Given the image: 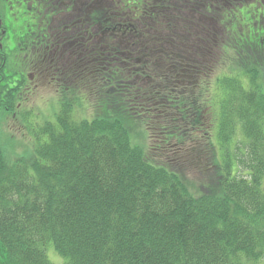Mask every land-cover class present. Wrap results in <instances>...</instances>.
<instances>
[{
  "label": "trees",
  "instance_id": "1",
  "mask_svg": "<svg viewBox=\"0 0 264 264\" xmlns=\"http://www.w3.org/2000/svg\"><path fill=\"white\" fill-rule=\"evenodd\" d=\"M47 1L37 3L36 11L53 6ZM70 1V13L58 8L53 21H76L72 28L102 45L89 53V62L66 64L62 47L69 28L60 30L53 50L44 29L34 36L66 70L56 78L64 85L62 106L54 121L34 132L33 160L27 157L33 151L14 156L8 147L16 158L10 160L0 138V264H57L50 247L59 264H264V28L257 29L264 26V0H229L240 17L259 14V21L238 24L234 32L236 17L228 13L218 33L198 29L208 38L192 30L185 35L179 14L188 5L207 12L218 3L226 14L224 0H146L155 3L153 9L145 0H136L138 7L132 0ZM162 16L176 30L158 31ZM17 24L9 29L13 38L29 22ZM216 47H223L230 62L243 55L240 67L232 62L226 71L244 73L246 90L227 75L213 89L207 77ZM4 57L0 49V122L17 118L21 96L30 100L19 86L7 88ZM45 68L51 84L54 67ZM73 79L91 81V99ZM189 83L196 85L189 86L194 92L185 87ZM207 84L218 92L219 108L209 112V93L202 91ZM78 95L90 101L91 119L74 116L72 99ZM138 119L147 137L135 144L129 122ZM202 135L211 142L212 182L192 180L185 170L192 162L180 164L172 156L187 140L201 142Z\"/></svg>",
  "mask_w": 264,
  "mask_h": 264
},
{
  "label": "rangeland",
  "instance_id": "2",
  "mask_svg": "<svg viewBox=\"0 0 264 264\" xmlns=\"http://www.w3.org/2000/svg\"><path fill=\"white\" fill-rule=\"evenodd\" d=\"M225 1V0H224ZM156 2V1H155ZM226 2V1H225ZM7 3L9 4L10 1L7 0ZM228 3V1H227ZM8 4L4 3V0H0V8L3 9L5 7H8ZM155 4V3H154ZM154 4L152 3L149 5V2H146L144 5L146 8H152L154 7ZM189 4V3H187ZM217 4V3H216ZM232 6H228L226 14H224V10H220V8H224V6L221 5V3H218V5L212 10V11H203L202 9H198L196 7H192V5H188L185 9H182L184 13H180V19L185 18L184 22H182V26L184 32L187 35V31H194L195 33H199L202 37L208 38L210 35L206 36L202 34L200 31H205L208 33V31H214L215 33H218L219 29H224L227 23L229 22L228 19V13L232 14L234 17H236L232 21V28L235 32V29L237 28L238 24H243V27H246L249 25V23L253 20L259 21V14H257V18H253V15L250 17H247V15L240 17V11H238L236 8H232L233 6L236 7L237 3H231ZM10 6V5H9ZM83 7V5H82ZM51 11V8L46 9L44 12H37V19L36 21L42 22L44 19L48 21L50 18L47 17V12ZM30 14L33 15L34 12L31 9ZM208 14V15H207ZM220 14V15H219ZM161 22L165 21L167 16H162ZM210 19L214 20V22H211ZM27 18L20 19V24L27 21ZM179 19V21H180ZM43 25V23H41ZM41 25H37V27H34L35 29V36L40 33L41 30H43V27ZM177 25H180V23H177ZM197 25V26H196ZM160 28L158 31L163 32L167 26H170L167 28L168 31L176 30L174 27V24H169V22H163L162 25H159ZM264 28V26L261 24L257 27V29ZM145 28H143L144 30ZM198 29L200 31H198ZM29 30V29H28ZM33 32V29H32ZM34 33V32H33ZM164 35L163 33H160ZM236 34V33H235ZM260 34V33H259ZM257 34V35H259ZM240 35V34H238ZM31 37L33 38L34 35L32 34ZM149 37V36H148ZM184 38V37H183ZM200 38V37H197ZM185 39V38H184ZM226 40V39H225ZM139 44V43H135ZM221 47V44L219 45ZM220 47H216V50L213 52V59L216 61V64L211 63V78H214L217 74L220 76H225L226 70H228L232 66V62H235L236 64H233V66L240 67L241 59L243 58V55L238 54L237 58H232L230 60L228 59L227 53L222 50ZM213 50V49H212ZM234 57V56H233ZM74 61H80L81 58L72 57ZM41 59L43 60V72L41 73V76H33L29 80L28 88L31 93L34 92L33 95H29L28 98L26 97V100L30 98L29 102H26L22 96L20 97V102L23 104L20 105L19 111L15 110V114L17 113V118L13 117H3L1 119L0 124L2 125V128L0 126V138L3 146H5L7 152V157L12 160L16 159L13 156H10L8 154V147H12L10 151L16 152L13 155L16 156L17 152H23L24 149H29L30 152L33 151L32 156H27L29 160H33L35 156V143H36V134L34 132H39L42 125L45 124L46 121H54L56 114L59 113V110L62 106L60 97H61V91L64 87V85L56 78L63 77V72L60 71V73L54 75V71L61 68L60 65L55 64V60L53 61L52 57L49 55L41 56ZM51 61V62H50ZM50 62V63H49ZM54 67L53 69H50V72L53 73L52 77L55 78L54 82L49 84L45 77L46 74V68L45 67ZM19 68V67H18ZM17 65L12 62L10 64L9 71H15L18 70ZM84 70H87L85 66L82 67ZM63 70V69H62ZM240 82L243 83L246 90L249 85L246 80L245 74H237L235 75ZM234 75H232V78H236ZM46 79V80H45ZM24 80V76L20 75L19 77L17 75L10 76L6 82H10L11 86L18 85L19 81ZM74 84L78 86L79 89L83 90L86 94L88 99H91L90 93L92 92L94 95V92L91 91L90 83L91 81H83L80 83H77V79H73ZM59 88V90H57ZM189 90H193V88H189ZM91 91V92H90ZM209 93V92H205ZM26 94V93H23ZM211 98L214 100V103L217 101L218 92L214 93V91H210ZM208 94V95H210ZM85 95H78L74 96L72 99V103L75 107H73L74 116L79 120L84 119H91L93 117L94 110L92 109L91 105H89L88 99ZM213 103V101H212ZM89 108V109H88ZM136 112L140 113L139 115L142 116V119L147 120V124H151V119L147 118V114L143 112V110H137ZM9 116V115H8ZM12 116V115H11ZM130 130L132 132V140L136 144L138 141H146L145 138L147 137V129H144L145 125L143 124V121L138 120H130ZM213 127V126H212ZM32 134H31V132ZM210 139L209 137H206L205 135H202L201 142L196 139L187 140L185 142L186 148H181L180 150L176 151V153L172 154L174 156L175 160H177L180 164H186L188 162H192L189 166L185 168L188 175L192 178V180H196L198 182H201L203 180H207L209 182L214 181L215 179V167H213L214 158L210 155ZM141 146H143L140 143ZM204 150V151H203ZM218 151V150H217ZM204 152V154H202ZM34 155V156H33ZM158 161H162V157L155 156ZM48 251H52L54 253H51L50 257L55 263L59 264L57 261H59V255L53 250L52 247L49 248ZM55 259V260H54Z\"/></svg>",
  "mask_w": 264,
  "mask_h": 264
},
{
  "label": "flooded vegetation",
  "instance_id": "3",
  "mask_svg": "<svg viewBox=\"0 0 264 264\" xmlns=\"http://www.w3.org/2000/svg\"><path fill=\"white\" fill-rule=\"evenodd\" d=\"M10 3H7V0H4L5 4H8V7L3 6V13H4V18H5V23L0 21V49L2 50V53L5 55V61L7 63L8 68L10 69V64L14 62L17 65L18 70L15 71H9L7 70V77L8 76H13L17 75L18 77L20 75H23L24 78H31L33 76H41V68H42V63L43 60L41 59V56H46L48 55L46 50L48 48L46 47H40V44L37 43L33 39L31 41H27V37H25L28 33V37L31 36L32 34L35 36V29L34 27H37L38 21H36L37 17V3H42V0H9ZM54 1L53 6L48 5V8H51V11L47 12V17L49 16L51 19L50 22L44 21L42 22L44 27V31L47 33L44 35V38H47V41L50 42V48L52 50L56 46V38H59L61 35L59 32L61 29L64 28H69L67 34L68 39L67 43L62 47L63 50V60L66 64H70L72 62V57H80L83 58V61L87 59V62H89V58L87 57L89 53H98L100 50V45H102V42L99 40H94L92 43L87 41V38L85 35H81V31L77 32L80 30L78 28L75 29L74 27L77 25L76 21L71 24L70 22L67 23L66 20L63 21L62 24H56V21L54 22V16L57 15V10L58 8L61 9V12H64V14H69L72 8L71 1L70 0H48L47 2ZM62 2V5L64 6H57L56 4L58 2ZM111 0H107L106 3H110ZM142 1V0H141ZM181 0H179L180 2ZM226 3L225 7L228 8L227 1L229 3V0H225ZM46 2V3H47ZM99 0H97V3ZM134 4L136 7L139 6V2L136 0H133ZM180 4V3H179ZM10 5V6H9ZM177 4L174 5V8L176 7ZM213 6V5H212ZM211 7L210 1H209V7ZM198 8V7H196ZM207 8V6H206ZM215 7L213 6L211 9L213 10ZM234 8V6L232 7ZM239 8H242L240 6ZM31 9L34 12V16L30 14ZM200 9V8H198ZM211 11V10H210ZM60 13V12H58ZM27 21L29 24L25 25L24 29L17 32L16 36L13 38L10 35V30L9 29H14L16 30V26L18 25L17 23L20 22V19L22 18H27ZM34 20V21H33ZM27 21L23 23H27ZM83 21V20H81ZM71 24V26H70ZM75 25L73 28L72 26ZM29 29V30H28ZM33 29V32H32ZM79 36H76L77 34ZM63 36V35H62ZM17 39V40H16ZM148 44V43H145ZM42 49L44 50L42 52ZM80 53V56L77 54ZM55 60V59H54ZM85 65V63H83ZM88 64V63H87ZM87 66V65H86ZM87 68V67H86ZM63 69V70H62ZM107 69V68H106ZM57 73H60L66 71L64 70V67H61L60 69L56 70Z\"/></svg>",
  "mask_w": 264,
  "mask_h": 264
}]
</instances>
